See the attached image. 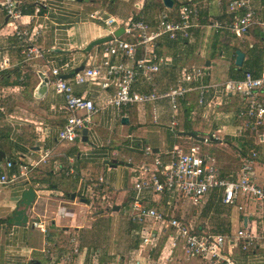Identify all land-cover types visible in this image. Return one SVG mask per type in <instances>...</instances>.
<instances>
[{"label":"crops","instance_id":"crops-1","mask_svg":"<svg viewBox=\"0 0 264 264\" xmlns=\"http://www.w3.org/2000/svg\"><path fill=\"white\" fill-rule=\"evenodd\" d=\"M26 1L32 4L42 0ZM173 1L183 3L189 0ZM199 1L205 6V19L190 41L183 44L165 38L160 43L159 52L168 58V62L162 66L159 82L162 78L172 81L182 67L189 65L209 68L208 80L211 83L235 80L230 75L233 58L231 47L244 44L241 48L245 49L246 45L252 46L257 41L249 34L244 41L229 43V48L225 46L227 51L224 52L220 49L222 38L218 39L219 33L207 24L209 17L212 19L222 15V3L219 4V0ZM148 2L151 6L144 12L138 13L135 9L131 12L136 18L141 16L153 23L155 11L162 7L154 8L152 5L159 4L161 0ZM104 7L98 0H45L44 11L39 17L31 15L21 20L23 26L41 25L43 28L37 44L41 57L31 61H25L22 56L14 37V28L6 24L4 15V19L0 18V60L9 56L12 66L0 73V109L5 111L4 114L0 113V119H4V126L0 127V151L5 155L0 163L13 161L10 175L19 174L23 165L37 162L45 150L51 151L48 163L34 169L30 180L20 179L0 188V264H156L157 258L149 256V248L146 255L141 246L135 249L134 241L130 238L131 224L127 209L134 193L127 179L128 169L120 165L132 168V165L141 162L144 159V146L165 151L180 144L178 139L181 135L170 130V112L166 103L159 104L160 122L157 124L153 122L152 109L147 106L124 109L121 117L114 109H107L95 117L87 143L82 142L83 135L74 144L58 140L59 130L67 116L63 111L65 100L55 93L51 84L55 80L52 69L75 60L73 72L63 73V77L69 79L77 69L90 63L99 47L90 53L84 50L93 41L108 36L107 26L91 18L94 13L104 12L113 16L118 24L134 18L130 15L125 19L118 18L114 14L116 11H107ZM246 40L249 43L246 44ZM203 62L205 66H202ZM11 72L9 76L5 75ZM42 75L49 79L48 91L43 98H38L36 93L42 84ZM75 90L98 105L103 104L109 94L101 90L98 83L76 86ZM4 104L8 105V109ZM188 106L193 109L188 115L190 122L194 118L210 122L206 129L196 128L198 135L207 139L210 137V141L218 143L220 147H226L228 143L238 147V159L223 158L212 150L224 175L237 173L243 155L255 151L253 148L250 152L245 151L244 145L239 142L243 137L235 135L237 127L242 124L235 118V113L241 108L239 99L234 96L211 97L206 107L194 116L193 112H197L198 107L197 94L193 93ZM205 113L207 119L202 117ZM123 117L129 119L128 125L122 123ZM97 125L99 131L96 130ZM161 130L167 133L168 141L157 144L155 134L162 133ZM254 135L250 134L245 143L258 145ZM254 138L255 144L251 142ZM114 162L117 167L112 166ZM72 171L76 177L67 175ZM90 176H103L109 183V190L101 191L94 198L97 202L93 199L88 205L81 202L83 197L80 195L86 190L85 181ZM257 180L264 185V179ZM30 188L36 190V199L28 210L29 221L27 225L17 226L12 215L20 207L24 192ZM72 195L76 198L72 199ZM109 203L113 208L109 207ZM117 206L120 207L119 211H115ZM122 206L127 207L126 213L121 212ZM230 210L231 229L232 226L236 229L241 223L236 219L237 211L231 207ZM34 222L41 223L45 231L34 226ZM207 227L211 230L210 224L205 222L204 230ZM101 230L105 232L102 234ZM243 254L236 255L239 264L246 262ZM165 264L203 263L197 259L188 260L178 251Z\"/></svg>","mask_w":264,"mask_h":264},{"label":"built area","instance_id":"built-area-1","mask_svg":"<svg viewBox=\"0 0 264 264\" xmlns=\"http://www.w3.org/2000/svg\"><path fill=\"white\" fill-rule=\"evenodd\" d=\"M161 2L163 7L155 11L153 23L142 17L118 24L113 16L105 18L104 12L94 13L91 18L102 21L113 40L100 46L90 63L69 79L63 77V73L73 72L75 60L52 69L55 80L51 84L55 93L64 98L63 111L67 116L58 133L61 143H76L84 129L93 126L94 117L107 109H114L121 117L124 109L147 106L152 109L153 122L157 124L160 120L158 103L164 100L171 108L170 130L176 134L182 105H189L193 93L197 94V107L200 109L206 107L211 97L238 98L241 108L235 113V118L242 124L235 131L237 137H243L247 132L253 135L264 127V69L259 77L248 72L243 80L230 79L216 84L207 82L210 74L205 67L189 65L181 68L172 87L166 90L159 88L162 66L168 62V58L159 52L160 43L165 38L178 43L190 40L205 19L202 7L195 0L174 2L173 8H167L163 0ZM145 3L146 0H134L135 11L144 12ZM27 4H31L30 1L1 0L0 15L9 17L8 26L14 28L21 54L25 61H31L41 57L37 44L43 28L21 23L22 18L31 17L23 13ZM32 4H35L32 16L39 17L45 0ZM226 4L230 19L210 18V28L241 41L253 28H259L264 34V0H227ZM122 26L125 33L116 38L114 33ZM11 67L9 56L0 60V73ZM88 83H98L101 90L109 93L103 104L98 105L94 100L77 94L75 87ZM0 113H5L3 108ZM202 117L207 119L208 115L205 113ZM259 135V142H264V133ZM251 142L255 144V138ZM154 150L152 146L142 147L144 159L132 165L134 196L129 203L127 217L131 225L139 228L141 249L159 247L162 264L170 261L178 251L186 259H197L203 264H239L237 254L259 248L264 236L253 232L249 219V216L257 215L263 222L261 229L264 233V185L259 184L255 176L254 163L258 157L255 151L243 155L237 173L224 175L216 155L198 144L191 143L185 148L178 145L157 153ZM50 156L51 151L45 150L39 161L23 165L19 174L12 175L10 171L14 162L0 163V188L20 179L30 180L31 172L41 164H47ZM129 162L133 163L132 160ZM67 175L76 177L74 171ZM85 183L87 188L81 192L83 198L89 193L94 199L104 189L109 190V183L103 176H90ZM99 186L102 189L96 191ZM213 191L218 193L222 204L237 211L236 219L242 224L236 229L232 226L229 234L214 233L208 227L198 233L188 217L175 209V203L184 204L185 201L196 207ZM242 199L256 203L252 213H241L245 210L241 205ZM108 205L113 208L112 204ZM244 217L247 218L246 225ZM34 226L45 231L41 223L34 222Z\"/></svg>","mask_w":264,"mask_h":264},{"label":"trees","instance_id":"trees-1","mask_svg":"<svg viewBox=\"0 0 264 264\" xmlns=\"http://www.w3.org/2000/svg\"><path fill=\"white\" fill-rule=\"evenodd\" d=\"M126 1H130L131 0H126ZM197 3H199V5L202 7V15L205 12L204 11V4L202 1L199 0H195ZM222 1V7L224 9V12L222 13V15H220L219 17H217L219 20H225V19H230V15L228 14L227 11V4L226 1L227 0H221ZM127 2V3H128ZM188 2V1H186ZM151 5H149L148 0H146L145 3V9L144 11L149 8ZM163 7L162 2L158 3H154L152 5V7ZM34 10H35V4H27L24 9H23V13L25 15H32L34 14ZM44 11V7L42 9V13ZM114 14L117 15L118 18L121 19H125L127 17L125 16H121V13L119 12H114ZM130 16L134 17L135 20H140L142 19L141 16L139 17H135V15L133 16L132 12L130 13ZM210 18V17H209ZM207 19V24H210V19ZM206 22V21H205ZM205 24V23H204ZM251 36H253L254 38H256V40L258 41V43L251 45H246L245 49H242L241 47H231L232 53H233V58H232V68H231V77L235 80H243L245 78L246 73L250 72L252 73L254 76L259 77L264 69V51L262 46H260L259 44H264V34L261 32V30L259 28H253V30L250 31ZM194 36V33H193ZM192 36V37H193ZM191 37V38H192ZM185 41V42H189ZM185 42H182L183 44ZM227 47L229 48V45H227ZM240 50L245 54L246 60L244 61V65L242 67H238L235 63L236 61V52ZM207 72H209V68L205 67ZM5 72V71H4ZM2 72V73H4ZM233 73V74H232ZM11 73L5 74L6 76L11 75ZM162 72H160V76ZM209 78V77H208ZM176 80V75L174 77V79L170 82L168 81H164L163 78L161 79V81L159 82V88L162 90H166L169 89L170 87H172L175 83ZM207 82H209V80L207 79ZM162 102L166 103V106L169 109V117L171 115V108L170 105L168 103V101L164 100V101H160L158 103L161 104ZM193 110V109H192ZM192 110L190 108H188L185 104L182 105V117H184L183 121L181 122V127L179 126L178 131L176 132V134L181 135V132H195L197 134H199V132H197L196 130H194V128L191 125V122L189 121L190 119L188 118V115L192 113ZM184 115V116H183ZM1 116V115H0ZM160 122V121H159ZM261 133H264V127L260 129ZM249 133V132H247ZM250 143V141H249ZM243 154H246L243 151ZM102 189V187H97L95 190L96 191H100ZM80 197H82V195H80ZM87 200L89 201H93V199H90L88 197H85ZM168 201V198L165 199V202ZM230 207L222 204L219 199H218V193L217 192H211L208 195H206V197L203 198V200L201 201V203L192 208V211L190 213L189 216V221L194 225L196 231L198 233H202L203 228V224L205 222H208L210 224L211 227V231L214 233H219V234H228L231 230V222H230ZM178 215L181 216V213L178 212ZM130 238L132 239V241H134V247L135 249H139L140 245H141V240H140V236H139V228L135 225H131V232H130ZM163 241V240H162ZM161 247V244H160ZM149 256L152 258H157L156 260V264H161V251L159 247H154V248H150L149 251Z\"/></svg>","mask_w":264,"mask_h":264},{"label":"rangeland","instance_id":"rangeland-1","mask_svg":"<svg viewBox=\"0 0 264 264\" xmlns=\"http://www.w3.org/2000/svg\"><path fill=\"white\" fill-rule=\"evenodd\" d=\"M98 1L101 2V4H103L105 6L104 9H106L107 11H110V10L112 12L116 11V12L121 13V16H125V17H128L130 15L131 11L133 9H135L134 5H133L134 0H131V2H128L129 4L127 2H123V1L120 2L119 0H98ZM130 4H132V6ZM197 4H199V3H197ZM0 18L4 19L3 15H0ZM213 31L217 32L214 29H213ZM218 33H219L218 34V36H219L218 39L220 40L222 38V42H219V44L222 45V47L220 49H223L224 52H225V51H227V49H225V46L227 47V45H229V43L235 42L237 39H235L234 37H232L231 35H229L226 32H218ZM246 41H247L246 44L249 43L248 40H246ZM256 43H258V42L256 41ZM243 45H240L239 47H242ZM259 45L262 46L263 51H264V44H259ZM204 63L205 62H203V64ZM202 66H205V64L202 65ZM3 99H4V97H3ZM3 103H4V100H3ZM5 107H6V109H8V105H5ZM134 107H137V106H134ZM137 108H142V107H137ZM196 110H197V112L196 111L193 112L194 116L198 115L199 110L202 111V109H200V108H196ZM95 117H94V119H95ZM183 120L184 119H183V117L181 115L179 126L181 125V122ZM191 125L194 128V130H197L196 128L206 129V128L209 127L210 122L209 121H205L204 119H197L196 120V118H194V120H191ZM3 126H4V119H0V127H3ZM91 128H93V126H91L90 129ZM98 129L100 130V127L98 128V125H97L96 130H98ZM161 131H162V133L161 132H157V134H155V136L157 138H155L156 140H154V141L157 144H159L161 142H167L168 141L167 133L165 131H163V130H161ZM260 133L261 132L255 133L258 145L250 146V145L245 143V142H247L250 133H245V135L243 136V138L239 142L244 145L245 151L250 152L249 150L253 148L255 150V152L258 154V157L256 158V162L254 163L255 176L258 179L259 178L260 179H264V142H262V143L259 142V138H260L259 134ZM178 141L180 143L179 145L182 146V148H185L187 146V143H195V144L200 145L205 150H208V151H211V152H212V150L215 151L216 153H218V155L222 156L223 158H226L227 156L228 157H234L235 159L239 158V156L236 157L239 154V151L237 150L238 147L237 148L235 147L236 145L232 146V145H230V143H228L226 145V147H220L218 145V143L211 142L210 141V137L208 138L207 142H198V141H196L194 139H190V138L185 137V136H180ZM138 159L139 158H137V160ZM138 163H136V164H138ZM124 165H120V166L123 169L124 168L128 169L127 179L129 181L130 187L133 188V186H134V177L132 175L133 174V169L125 167ZM88 198L92 199L90 196H88ZM94 201H95V199H94ZM95 202H97V201H95ZM175 204H176L175 209L176 210H180V212L182 214L184 213L186 215V217L189 218L190 213H191L192 208H193L192 204L189 201H185L184 204H182V203L180 204L178 202L175 203ZM241 205H243L244 208H245V210L242 211L241 213H252L254 211V208L256 207V203H254V202H252L250 200H245V199H242ZM126 208H127L126 206H122L121 212L122 213H126V211H125ZM249 219L252 222L253 232L256 235H258V236H264V233L262 232V229H261L262 226H263L262 220L257 215L249 216ZM240 225L242 226V224H240ZM100 232L103 234L105 232V230H101ZM143 249H144L143 253H145L147 255V253H148L147 252V248H143ZM243 255L246 256L245 264H264V238L260 241L259 248H257L256 250H253L251 252H246Z\"/></svg>","mask_w":264,"mask_h":264},{"label":"water","instance_id":"water-1","mask_svg":"<svg viewBox=\"0 0 264 264\" xmlns=\"http://www.w3.org/2000/svg\"><path fill=\"white\" fill-rule=\"evenodd\" d=\"M163 4L167 7V8H173L174 6V1L173 0H163ZM105 18H108V15H105ZM6 24L9 22V17H6ZM125 33V28L122 26V27H119L114 35L116 38H120L124 35ZM113 36L112 35H108L106 37H102V38H99L95 41H93L92 43H90V45L84 50L85 53H90L94 48L96 47H100L110 41L113 40ZM244 61H245V54L238 50L236 52V65L238 67H242L244 65ZM208 66L210 65V63L208 62L207 64ZM84 69V66L80 67L79 69H77L75 71V73H78L80 71H82ZM48 85H49V79L45 76L42 75V84L40 85V87L38 88V91L36 93V96L38 98H43L46 94H47V91H48ZM129 119L127 117H123L122 118V123L124 125H128L129 124ZM181 136H185V137H188L190 139H194L198 142H207L208 139L206 137H203V136H200L198 135L197 133L195 132H181L180 133ZM214 137H211V139H213ZM89 140V129H84L83 131V138H82V142L84 143H87ZM156 153L158 152L157 149L154 150ZM4 153L2 151H0V161L3 160L4 158ZM106 162H109V161H106ZM113 167H117V163L114 162L112 164ZM75 195H72V199H75ZM35 199H36V191L35 189L33 188H30L28 189L27 191L24 192V195H23V198H22V201L20 203V207H18L13 215H12V218H13V221L15 223V225L17 226H23V225H27L28 221H29V217H28V210L33 206V203L35 202ZM81 202L84 203V204H90V201H88L87 199L83 198L81 199ZM120 210V207L117 206L115 207V211H119ZM245 221V225L247 223V219L245 218L244 219Z\"/></svg>","mask_w":264,"mask_h":264}]
</instances>
